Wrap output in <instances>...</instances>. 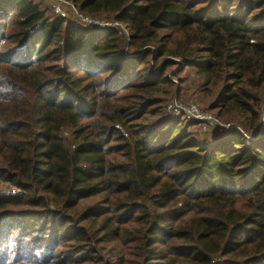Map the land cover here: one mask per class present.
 I'll return each mask as SVG.
<instances>
[{
	"label": "trees",
	"instance_id": "1",
	"mask_svg": "<svg viewBox=\"0 0 264 264\" xmlns=\"http://www.w3.org/2000/svg\"><path fill=\"white\" fill-rule=\"evenodd\" d=\"M74 2L119 25L0 0V264H264V0ZM187 66L244 131L168 111Z\"/></svg>",
	"mask_w": 264,
	"mask_h": 264
},
{
	"label": "rangeland",
	"instance_id": "2",
	"mask_svg": "<svg viewBox=\"0 0 264 264\" xmlns=\"http://www.w3.org/2000/svg\"><path fill=\"white\" fill-rule=\"evenodd\" d=\"M38 1L42 2L43 7L47 9L51 16H56L51 1ZM72 1L74 2V0ZM90 17L112 24V27H116L119 24L112 20V18H104L102 16ZM68 19L81 25L80 17L73 13L69 14ZM120 25L124 28L122 24ZM172 71H176V68ZM172 71L169 73V78L174 83L173 89L175 90V94L171 98L169 97L166 107L169 112L179 117L183 124L189 125L188 131L192 133L194 139L214 144L229 132L234 130L244 131L242 122L237 119L226 120L218 115L217 109H212L214 94L217 90L216 88H212V85L205 84V80L198 75L195 67H185L179 73V77L174 76ZM263 126L264 120H262L260 128H263ZM0 191L13 193L18 191V189L8 183L0 182ZM66 246H61V249H66Z\"/></svg>",
	"mask_w": 264,
	"mask_h": 264
},
{
	"label": "built area",
	"instance_id": "3",
	"mask_svg": "<svg viewBox=\"0 0 264 264\" xmlns=\"http://www.w3.org/2000/svg\"><path fill=\"white\" fill-rule=\"evenodd\" d=\"M49 1L52 2L53 11L58 16L68 18L69 14L73 13L74 15L80 17L81 25L88 30H105L112 27V24L104 23L103 21H99L90 16L84 15L72 0H49Z\"/></svg>",
	"mask_w": 264,
	"mask_h": 264
}]
</instances>
